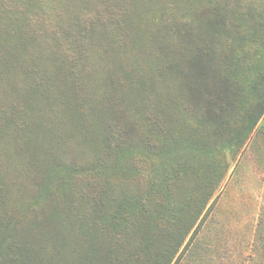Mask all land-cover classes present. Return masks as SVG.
Returning a JSON list of instances; mask_svg holds the SVG:
<instances>
[{
    "label": "rangeland",
    "instance_id": "rangeland-1",
    "mask_svg": "<svg viewBox=\"0 0 264 264\" xmlns=\"http://www.w3.org/2000/svg\"><path fill=\"white\" fill-rule=\"evenodd\" d=\"M38 5L43 12L33 25L48 40L44 46H54L49 55L62 66L70 59L74 80L89 93L100 96L112 78L123 80L127 69L138 74L148 66L162 95L174 100L191 128L177 135L180 143L199 126L191 112L198 98L188 83L195 72L190 62L197 60L192 45L213 63V91H224L226 75L237 88L229 87L234 102L225 126L207 131L209 157L178 147L162 159L137 145L141 177L125 181L126 190L140 198L130 205L134 219L113 229L104 214L103 223L95 224L92 202L87 199L84 206L79 199L91 178L81 173L74 180L77 166L68 169L73 161L85 166L77 158L84 152L72 139V127H79L73 105L57 100L51 110L39 95L30 102L40 107L29 112L19 65L34 44L18 38L8 19H0V264H165V255L180 240L170 264H264V113L248 136L241 128L244 108L255 103L251 85L264 37L253 42L231 32L212 38L205 32L223 21L224 6L237 10L239 18L245 12L241 33L257 31L244 10L257 6V0H32V7ZM8 6L29 16V0H0V7ZM56 39L63 41L62 48ZM182 81H187L183 91ZM181 167L187 172L174 174ZM83 215L91 224L86 235L78 224Z\"/></svg>",
    "mask_w": 264,
    "mask_h": 264
},
{
    "label": "trees",
    "instance_id": "trees-1",
    "mask_svg": "<svg viewBox=\"0 0 264 264\" xmlns=\"http://www.w3.org/2000/svg\"><path fill=\"white\" fill-rule=\"evenodd\" d=\"M107 1L110 2V0ZM29 2L31 9L28 11V17L25 16V12L20 13L16 7H0V19L4 21L8 19L9 23L12 22L18 38L27 39L28 42L34 44L31 55L29 53L32 49L28 48V44H22L27 50L29 49V52L22 65H19L22 66L19 82H22L21 87H26L29 93V112L37 109V106L40 107V105L30 102L32 98L39 100V95L42 97L45 106L47 104L51 110H54L53 104L55 105L57 100L64 99L67 105H73L79 127L77 129L72 127V139L75 140L74 143L81 146L84 152L83 159L77 157L73 152L72 154L80 162H85V166L81 163L75 164L73 161L68 165V169L70 165L77 166L75 172L70 171V173L73 172L72 178H75L74 180L81 173H86L85 176L91 178L79 193L80 203L82 202L86 206L87 199L92 202L94 208L93 223L95 224L103 223L104 214L108 216L107 224L109 223L113 229L116 226H122L126 220L130 223L135 215L134 211L130 209L131 202L140 198L126 190L128 185L125 186L127 183L125 181L141 177L140 164L134 153L136 146L140 145V148H145L143 150L147 149L162 156V159L166 155V151L172 152L178 147L186 151L190 150L191 153H193L191 150L197 151L198 155L200 153H204L205 156L211 155L205 136L207 131H212L215 127L225 126V118L227 119V113L233 109L234 102V95L229 87L237 88V83L229 75H226L221 78L224 91H213L209 86L210 79L216 78V75L211 77V74H215V71L211 70L213 63L210 60L204 61L200 56L202 53L197 55L196 45L194 48L193 45L191 46L197 60L190 62L195 72L191 74L192 79L188 83L189 85L193 83L195 87L194 96L198 98L191 112L199 126L189 132L188 137L182 139L184 144L180 143L177 135L183 131L185 134V130L191 128L182 121V115L174 100H169L167 96L162 95L155 79L149 74L148 66L145 70L137 69L140 72L138 74L127 69L123 80L112 78V83L104 86L105 89L101 90L100 96L89 93L88 86L74 80L75 75L70 65V59L67 60L65 66H62L55 61L54 57L49 55L54 46H44L48 40L44 36H40L36 26L33 25L35 21L40 20L37 13L43 12V10L39 5L38 8L32 7V0ZM257 3L258 5L255 7L253 5L244 7L246 17L249 16L258 25L257 31L244 30L245 32L241 33L239 29L243 24L245 12L243 11L242 16H240L242 18H239L236 13L237 10L234 8L227 10V6H224L220 10V15L223 17L220 25H211V19L208 20H211L210 22L207 21L211 25L210 28H205L207 37H223L229 32H231V36L243 35V40L246 36L252 37L253 42H255L256 37H264V0H257ZM35 9L37 11L34 13L32 10ZM18 22L23 25L24 31L17 26ZM51 40H49L50 43ZM56 43L61 47L63 41L56 39ZM238 44L241 43L238 41ZM261 45L264 47V41ZM35 50H41L44 53L43 55L38 53L35 56ZM242 58L243 56H238V60L241 61ZM255 61V73L257 72L258 75L256 74L257 76L251 85L252 102L255 101V103L245 107L244 113L241 115V120L245 123L241 127L245 136H248V133L253 130L264 113V70L260 72L261 69H264V53L258 59L255 58ZM16 63L17 61L14 64ZM217 65L216 61L214 67ZM183 83L186 84L187 81L181 82L182 91L185 86V84L182 85ZM20 114L27 115L25 112ZM29 117L34 116L30 115ZM86 119L91 123L88 124ZM39 128L40 126L36 124L35 129L39 130ZM201 134L204 139H202ZM225 142L223 141L222 145ZM69 143L71 142L69 141ZM222 148L224 149L225 146ZM229 150L232 151L233 147L230 146ZM38 163L41 162L37 160V166H39ZM165 168L166 165L163 164L162 170ZM187 170L188 168L181 167L174 174L187 172ZM57 174H59L58 170H54L53 175ZM174 174L171 175L170 179L166 177L163 179H167L166 183H169L175 177ZM49 175H47L46 182L50 177ZM65 185L64 180L63 186ZM149 186L152 187L153 184L149 183ZM162 208L164 209V207ZM108 209H111V215H109ZM78 224L86 235L87 228L91 224L86 223L85 215L78 217ZM143 238L139 237V241L144 242ZM180 244L181 240L174 242L171 252L165 255V264H170ZM0 246L2 245L0 244ZM145 246H148L147 242Z\"/></svg>",
    "mask_w": 264,
    "mask_h": 264
}]
</instances>
